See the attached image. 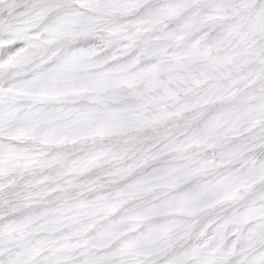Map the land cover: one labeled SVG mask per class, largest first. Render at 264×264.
Instances as JSON below:
<instances>
[{
	"label": "snow or ice",
	"instance_id": "1",
	"mask_svg": "<svg viewBox=\"0 0 264 264\" xmlns=\"http://www.w3.org/2000/svg\"><path fill=\"white\" fill-rule=\"evenodd\" d=\"M0 264H264V0H0Z\"/></svg>",
	"mask_w": 264,
	"mask_h": 264
}]
</instances>
